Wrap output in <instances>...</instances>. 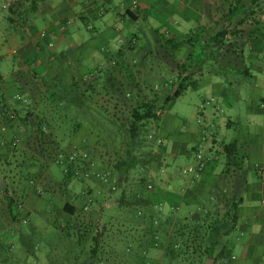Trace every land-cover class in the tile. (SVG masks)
<instances>
[{
  "label": "trees",
  "instance_id": "16d2710c",
  "mask_svg": "<svg viewBox=\"0 0 264 264\" xmlns=\"http://www.w3.org/2000/svg\"><path fill=\"white\" fill-rule=\"evenodd\" d=\"M39 1L43 0H16L11 7L21 8L29 2L35 8ZM239 1V14H235V20L240 17L237 24L241 27L256 11L245 5L243 0ZM250 1V5H257V0ZM234 11L238 12L236 7L229 9L230 18ZM228 35L232 37L228 38ZM244 35L241 30L228 32L223 29L210 35L196 32L183 39H160L154 42L155 52L148 50L140 57L133 53L131 45H127L111 54L103 69L96 70L87 78L74 79L69 71L64 70L62 79L68 80L65 84H62L60 76L50 79L33 72L28 105L16 109L0 98V130L9 126L13 133L16 131L11 140L0 135V141L4 140L0 151L3 155L11 154L10 151L16 150L15 137H20L26 153L23 166L28 168L25 185L33 187L32 178L42 179L43 170L49 165L60 167L65 186L72 180L85 182L74 175L75 168H81L75 164L77 161L62 168L56 163V156L87 150L90 161L109 171L115 179L114 191L95 182L111 194H117L104 226L115 213H120L130 228L122 246L125 258L122 264H150L148 254L153 250L160 253L158 264H205L207 259L214 262L226 260L232 249L229 237L237 226L238 211L244 200L243 188L248 172V146L244 139L235 138L223 145L225 164L218 175L217 186L206 206L200 207L192 217L179 216L174 211L165 214L154 208L152 193L147 186L153 149L160 141L152 132L153 125L171 102L188 91L191 76L202 73L205 61L223 60L230 68L240 67L238 62L244 64V43L238 42H244ZM256 39L255 33L249 32L245 41ZM185 47L189 52L174 69L160 65L158 58L163 56L160 51L164 52L163 58H167L170 52L174 55ZM164 71L172 73L168 81L161 78ZM212 72L216 71L212 69ZM250 74L245 66L238 69L237 75L251 78ZM57 129L72 135L85 129L89 139L81 145V151L79 145L62 149L56 141ZM80 191L82 207L85 208L84 202L90 198L92 202L87 210L92 211L94 197L83 192L85 189ZM6 208L13 221L22 214L12 196H6ZM61 214L67 222L65 227H61L58 217L54 222L56 229L66 236H73L77 246L83 245L82 251H85L84 244L89 242L88 258L81 260V256L75 254L77 259L71 264H109L115 252L110 244L113 239L105 234L104 226L96 232L100 218H96L97 222L91 219L85 224L79 223L71 201L65 202Z\"/></svg>",
  "mask_w": 264,
  "mask_h": 264
},
{
  "label": "crops",
  "instance_id": "0c3cea01",
  "mask_svg": "<svg viewBox=\"0 0 264 264\" xmlns=\"http://www.w3.org/2000/svg\"><path fill=\"white\" fill-rule=\"evenodd\" d=\"M15 1L0 0V13L3 7H7L8 11L6 16L2 18L0 16V43L1 45H16L15 49L8 50L0 57V63L3 65V72L0 71V98L2 97L6 103L16 109L28 105L31 101L29 89L33 86L32 79H30L33 72L49 78L60 76L62 84L68 83L67 78L62 79L64 70L69 71L73 77L74 71L87 64H93L99 69L100 63L105 65L111 54L122 50L127 45H131L133 53L140 57L146 52L140 46L146 40L153 39L154 42L160 39L177 40L199 32L197 29L195 31L190 21L195 15L201 17L202 25L199 30L205 35L223 29L228 32L235 31V29L241 30L237 24L240 17L238 16L235 20V14H239V0H136V8L131 6L133 0H43L37 2L35 8L31 7L29 2H25L21 8L17 9L11 7ZM231 7H236L238 12L234 11L230 18L228 11ZM5 20L7 23H4ZM28 21L32 23L29 26V34L26 36L24 32L25 36H22V42L17 46L16 37L17 32L20 31L17 27L21 29L22 25ZM259 21L264 23V14ZM36 23L46 25L44 31L54 43L52 49L46 46V39L39 37V32L32 34L35 26L38 25ZM255 25L249 26L244 35V42L238 40L239 44L244 43L242 49L244 64L238 62L240 67L230 68L223 60L213 62L219 65L220 70L222 68L232 69L231 75L234 77L238 74V69L249 66L254 71L250 75L254 79L253 88L256 89L252 94L253 98L250 97L252 104L246 116L247 124L251 125L247 170L251 171L253 176L246 179L243 188L244 200L238 211L239 217L240 215L247 217L240 227V233L247 235L248 238L245 241L235 240L229 253L230 257H235V259L232 261L229 257L221 260L222 264H248L249 261L264 264V258L257 259L258 254L264 253V64L258 61V56L264 54V42H260L258 38L245 41L249 32L254 31ZM231 37L228 35V38ZM236 49L239 52V49ZM160 52L164 56V52ZM188 52V47H185L174 55L170 52L167 58L159 57L158 61L161 66L174 69L176 63ZM209 62L205 61L202 68ZM206 69L204 68L202 73H194L191 76L189 89H210L214 101L218 99L215 110H208L205 107L195 110V114L210 127V122L213 121L211 119L220 108L218 106L224 104L226 108H231L233 107L231 102L237 101L238 97L234 100L235 94L226 87L228 83L225 75L220 72L213 73L212 68ZM8 75L13 76L14 79L7 80ZM226 75L230 74L226 73ZM88 76V73H84L80 75V78ZM164 113L160 117H163ZM179 119L177 115L176 120L180 124ZM156 124L153 125L152 132L161 142L157 144V148L153 149L152 154V175L149 183L152 185L153 205L162 213L174 211L179 215L184 206L199 201L203 196L204 188L209 183L207 176L210 177L218 170L219 159L217 150L214 149V146L218 145V139L214 133L210 134L208 139L203 133L199 134L200 140L195 154L200 150L198 147L201 146L202 141H208L204 154L207 160L206 168L193 177L178 180L176 179L178 176L175 175L176 165L170 159L177 158L180 154L184 155V147H175V144L171 147L163 146V139L156 130L159 128ZM5 128L4 131L0 130V135L8 140L13 139L15 132L9 130V126ZM190 135L193 134L190 133ZM211 137L214 138L211 142L214 144L213 147L210 145ZM0 152V158L8 157V155H3L2 151ZM157 158L162 163L161 167L155 164ZM80 183L84 184V182ZM83 189H86L83 191L85 193L91 195L94 193L92 187L85 186ZM81 193L82 191L71 192V205L76 209L75 217L78 222L81 221V214L85 212L80 199ZM48 208L51 209L50 206ZM58 222L61 227H65L67 219L60 215ZM236 244L240 248L237 254L234 253ZM1 246L2 244H0V252L3 250Z\"/></svg>",
  "mask_w": 264,
  "mask_h": 264
},
{
  "label": "rangeland",
  "instance_id": "374dc122",
  "mask_svg": "<svg viewBox=\"0 0 264 264\" xmlns=\"http://www.w3.org/2000/svg\"><path fill=\"white\" fill-rule=\"evenodd\" d=\"M243 1L245 5H249L250 9L256 12L241 26V31L246 33L249 26L256 24L253 31L255 37L258 38L260 42H264V23L259 21L262 14H264V0H257V5H255V7L253 4L250 5V0ZM244 10L245 9L242 11ZM0 14L1 18L4 15L6 16L8 14L7 7H3ZM244 14L245 12L243 15ZM191 18L190 21L192 26L195 31L197 29L200 33L201 30H199V28L202 25L201 17L195 15ZM4 23H7L6 20ZM30 25H32V23L28 21V23L22 25L21 29L17 27V29L20 30L17 32L16 37L18 40L17 46L22 42V36H25L24 32H26V36L29 34L28 30ZM45 26V24L39 23L35 26L32 34L33 32H39L38 34H40L45 30ZM140 46L143 47L144 51L151 50L155 52V49H157L153 39L144 41ZM15 48L16 45H1L0 43V57L6 54L8 50ZM246 49L249 50V48ZM153 55L157 57V54ZM136 56H138V54H136ZM258 61L264 64V54L258 56ZM102 65L101 63L99 64V70L104 68V65ZM2 66V63H0L1 72H3ZM247 67L249 68V66ZM204 68H212L213 71L217 73H219L218 70H220L219 65L213 62H209ZM96 70L98 69L95 65L87 64L74 71L73 77L80 78V75L84 73L91 75ZM223 70L224 72L222 73L230 74L226 75L225 78L228 83L226 87L235 94L234 100H236L237 97L238 99L235 102H231L233 105L231 108H226L224 104H220V106H218L220 108L215 112L214 118L211 119L213 121L212 123L210 122V127L202 118L195 114L196 109L199 110L204 107L208 110H215V107L218 105V99L214 101V96L210 89H188L182 97L168 105V108L164 111L163 117L157 120L156 125H158L159 128L156 130H158L159 134L162 136L163 146L167 147L169 145L171 147L172 144H175V147H184V155L180 154L177 158L174 157L170 159L176 165L175 175L178 176V178H176L178 180L195 176L193 173L184 174L183 171L187 170L190 166L194 167L196 163L195 149L199 144V134L203 133L206 139H208L210 134L214 133L218 139V145L214 146V149L217 150L219 159L218 170L211 174L210 177L207 176L209 178V183L206 185L207 187L204 188L203 196L199 201L182 208L180 214L183 216L192 217L197 212L200 205L206 206L210 194L213 193L217 186L218 175L224 168L225 156L223 153V145L230 143L235 138H242V140L244 139L247 142V146L249 145L251 125L247 124L248 118L246 116L252 104V94L256 91V89L253 88L254 79L252 77L248 78L246 75H236V77H234L231 75L233 72L229 71V69ZM249 70L250 73L254 72L250 68ZM171 76L172 73L170 71H164L161 78L168 81ZM52 77L53 76H50V79H52ZM6 79L12 81L14 77L8 75ZM230 96L232 95L230 94ZM41 106L44 108V105ZM41 106L39 108H41ZM177 115L180 117V124L176 120ZM58 124L61 123L58 122ZM190 133L193 135H190ZM56 136V141L60 148L68 149L79 145L80 151L82 150L81 145H84L89 139L85 129L80 130L75 135L57 129ZM15 138H17L15 139L17 141L16 150L10 151L11 154L8 155L6 161L4 159L0 160V182L4 183V186L0 189V244H2L1 247L3 248L0 252V264H71L76 261L77 258L75 257L77 256H81V260H86L89 256V253H87L89 242L83 243L86 252L82 251L81 248L83 245L77 246L74 243V237L62 234V232L56 229L54 222L62 215L61 209L65 202L71 201V192L76 193L85 188V186H88L93 188L92 190L94 193L92 196L94 197L95 204L91 207L92 212L91 210H84L85 212L81 214V221H79V223L85 224L91 219H95L97 222L96 218H100L98 219L99 226L96 230V232H100V229H102L101 227L104 226L105 218L108 219V211L111 205H114L117 194H111L108 189L99 186L95 181H85L84 184L86 185L83 186V183L72 180L65 186L62 180L61 169L56 165L47 166L45 170H43L42 179L32 178L34 182L32 185L33 187H31V185H25L24 179L28 176V168L23 166V163H26V153L23 151V144L20 141V137ZM212 140H214L213 137L210 138L211 147L214 145L211 144ZM207 144L208 141L206 142L205 140L202 141L201 146L198 147L203 154H205L207 150ZM82 151L87 152L85 149ZM155 164L158 167L162 166L158 158L155 160ZM247 164L248 163H246V167ZM151 173L152 171H150V176L152 175ZM251 176H253V173L248 171L247 177L250 178ZM157 184L160 185V182L157 181ZM6 196H12L17 201V205L21 208L20 211H22V214L16 221L11 220L8 216ZM48 206L51 207L50 210ZM101 207H103L104 210ZM90 213L91 215H89ZM180 214L179 216H181ZM25 220H27V222ZM246 220L247 217L240 215L237 226L229 237L232 244L235 240L245 241L248 238L247 235H241L240 233V227ZM125 222L126 221L120 216V213H115L112 218L109 219V223L104 226V229H106L105 234L108 238L110 237L113 239V242L110 244L114 246L115 250L114 256L110 257L111 261L109 264H122V262H124L123 260L125 258L122 255V246L124 245V239L125 241L127 240L125 238V236L128 235L126 232H130V228L125 225ZM73 235H75V233ZM238 246L236 244V248H234L235 254L240 251ZM75 254H77V256H75ZM259 257L264 258V253L258 254L257 259H259ZM233 259H235V257L231 256L230 260L233 261ZM159 260L160 253L158 251L153 250L149 252L147 261L150 264H158ZM249 262L248 264H255L254 261ZM214 263L213 261L212 264ZM215 264H222V262L218 260Z\"/></svg>",
  "mask_w": 264,
  "mask_h": 264
},
{
  "label": "built area",
  "instance_id": "2783aa9c",
  "mask_svg": "<svg viewBox=\"0 0 264 264\" xmlns=\"http://www.w3.org/2000/svg\"><path fill=\"white\" fill-rule=\"evenodd\" d=\"M132 8H136L137 2L136 0H133L131 4ZM39 37L41 39H46L47 40V47L49 49H52L54 46V43L51 39L48 37V33L46 31H42L39 34ZM5 129H2L4 131ZM4 140L0 141V146L3 145ZM160 143V141H158ZM196 165L194 167H189L187 170H184L183 173H193L195 175L203 172L206 168L207 160L204 157V154L201 150H198L196 156ZM77 161V162H76ZM79 164L81 168H75L74 170V175L78 180L82 181H98L104 185H106L110 190L114 191L116 186H115V179L114 177L110 174L109 171L105 170L104 168L96 165L95 162L90 161L89 155L87 152L82 151V152H72L69 153L68 155H63L62 153H59L56 156V163H58L62 168L63 166H67V164L74 163ZM67 171V169H64ZM147 188L149 190L152 189V185L149 183ZM92 202L90 198L84 202V209H88L89 204ZM27 222V220H25ZM24 221V222H25Z\"/></svg>",
  "mask_w": 264,
  "mask_h": 264
},
{
  "label": "water",
  "instance_id": "95a60500",
  "mask_svg": "<svg viewBox=\"0 0 264 264\" xmlns=\"http://www.w3.org/2000/svg\"><path fill=\"white\" fill-rule=\"evenodd\" d=\"M4 186L3 182H0V189ZM213 260L207 259L205 264H212Z\"/></svg>",
  "mask_w": 264,
  "mask_h": 264
}]
</instances>
